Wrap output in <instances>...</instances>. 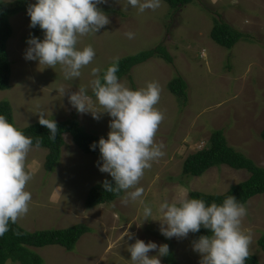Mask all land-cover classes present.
Masks as SVG:
<instances>
[{"label":"rangeland","instance_id":"rangeland-1","mask_svg":"<svg viewBox=\"0 0 264 264\" xmlns=\"http://www.w3.org/2000/svg\"><path fill=\"white\" fill-rule=\"evenodd\" d=\"M2 1L11 8L19 0ZM21 1L27 7L10 19L11 86L0 91V103L11 104L19 129L38 123L41 113L55 122L78 115L90 132L107 138L111 118L102 114L97 120L90 113H77L68 96L80 88L92 96L93 68H100L102 76L114 61L163 45L173 56V64L153 58L133 69V81L121 80L132 90L146 87L149 82H157L160 87V100L155 107L164 119L154 142L163 145L164 155L145 170L137 185L144 189L143 201L153 207L150 219H159L156 209L166 200L189 198L193 191L224 195L232 186L250 178L248 171L229 166L213 168L202 177L183 176L187 157L209 148L216 130L224 131L232 147L264 168V0H196L178 12L161 0L160 8L144 13L128 6L127 0H108L98 7L110 23L97 34L81 37L77 45L81 49L91 45L95 58L81 69L79 78L72 80L64 78L60 65L47 68L24 58L32 31L27 8L35 0ZM214 19L251 34L255 41L242 40L232 49L219 46L210 36ZM128 32L134 33V38L129 39ZM177 77L188 84L186 107L169 90V83ZM60 88L66 92L64 97L58 94ZM94 110L103 111L98 105ZM65 141L61 162L52 172L45 168L47 149L32 148L29 152L26 168L32 179L26 190L32 200L28 214L17 222L30 233L80 225L91 231L81 237L73 252L58 245L34 248L45 264H129L131 255L126 249L135 239L123 238L125 231L146 243L167 244L179 264H200V255L193 251L192 233L187 238H165L158 221L143 222L140 200L125 204L120 198L87 208L92 189L111 177L97 167L100 154L84 153L70 135ZM245 207L247 215L242 219L241 230L251 236L249 254L264 264V252L258 244L264 235V195L255 196ZM157 254L158 250L149 256Z\"/></svg>","mask_w":264,"mask_h":264},{"label":"clouds","instance_id":"clouds-1","mask_svg":"<svg viewBox=\"0 0 264 264\" xmlns=\"http://www.w3.org/2000/svg\"><path fill=\"white\" fill-rule=\"evenodd\" d=\"M106 3L108 0H35L29 4V27L38 26L43 39L31 36L24 58L47 68L60 65L66 80L79 78L81 69L94 60L96 52L91 45L82 49L77 45L81 37L97 34L110 23L98 7ZM127 5L144 13L160 8L161 0H127ZM126 35L134 38L132 32ZM118 71V61L110 64L102 76L100 68H93L92 96L84 88L68 96L69 104L77 113H90L97 120L102 114L111 118L107 138L101 137L90 146L93 151L99 149V171L109 174L114 181L113 184L105 180L102 187L117 196L123 192L121 199L125 204L140 200L143 222L158 221L159 231L167 239L187 238L189 233H198L201 228L209 230L211 235L193 241V251L201 257L200 264H245L251 236L241 230L247 209L235 196H228L221 204L210 205L195 198L166 200L156 209L159 219H150L153 207L143 201L144 189L137 185L145 170L164 155L163 145L154 142L164 119L155 107L160 100V87L157 82H149L146 87L132 90L121 82ZM58 94L64 97L66 92L60 88ZM97 105L103 111H95ZM39 124L49 130V139L55 141L58 133L55 120L41 113ZM33 143L31 137L0 115V237L10 230V223L15 224L29 212L32 194L26 190V185L32 175L26 168V159ZM35 146L40 147L39 140ZM122 235L129 241L135 239L126 249L131 255L129 264H161V257L169 254L167 244L146 243L128 231ZM157 250V255L149 256ZM6 264H12V260L8 259Z\"/></svg>","mask_w":264,"mask_h":264},{"label":"trees","instance_id":"trees-1","mask_svg":"<svg viewBox=\"0 0 264 264\" xmlns=\"http://www.w3.org/2000/svg\"><path fill=\"white\" fill-rule=\"evenodd\" d=\"M167 3L175 11L194 3L196 0H162ZM27 3L21 0L12 4L11 8L6 7L0 0V91H7L11 86L12 63L8 53V42L13 34L10 19L12 16L20 13L27 7ZM31 36L38 38L43 37V32L37 28L31 31ZM210 36L212 40L219 46L232 49L239 42L255 41V37L251 34L241 32L229 23L214 19V26ZM253 43V42H252ZM153 58L164 59L167 63L173 64L174 58L170 54L167 47L158 45L153 49L141 52L134 56H128L118 61L119 71L117 76L120 80L130 79L131 72L136 66L142 65ZM169 90L182 103L183 106L188 105V84L182 77H177L169 83ZM135 88V86H134ZM94 97V96H93ZM0 115L7 117L8 121L16 126L13 109L9 102L0 103ZM58 133L56 140L49 139L50 132L38 123L31 125L25 129H19L26 136L33 139L32 148H43L49 151L45 168L48 172H52L61 162L63 149L66 146V135L72 136L73 143L84 153L99 155V149L91 150V145L98 142L100 136L90 132L85 124L80 120L78 115L63 122H56ZM261 139L264 141V130L261 133ZM39 140L40 147H36V141ZM210 147L205 148L196 154L190 155L184 162L183 176L186 177H202L209 170L220 166H229L235 170H246L250 173V178L242 183L236 184L224 195H207L201 192L193 191L189 194V198L201 199L207 205L215 202L221 204L228 196H235L239 202L245 206L255 197L264 195V168L258 166L251 158L245 156L242 152L232 147L222 130H216L212 133ZM108 181L114 184L112 178ZM102 184L96 185L88 196L86 207L89 209L96 208L103 204H110L120 196L107 192ZM9 231L0 237V264H6L8 259L19 264H45L44 260L34 252V248H44L51 245H58L69 252H73L81 237L90 232V228L85 225L75 226L66 230H48L40 232H27L25 229L15 224L9 225ZM19 233V235H17ZM211 235L207 229L201 228L200 232L192 233L193 241L199 239L200 236ZM260 248L264 252V235L258 242ZM164 264H179L177 256L174 252H169L163 259ZM245 264H260L258 258L250 255L246 259Z\"/></svg>","mask_w":264,"mask_h":264},{"label":"crops","instance_id":"crops-1","mask_svg":"<svg viewBox=\"0 0 264 264\" xmlns=\"http://www.w3.org/2000/svg\"><path fill=\"white\" fill-rule=\"evenodd\" d=\"M225 167V166H224ZM18 223V222H17ZM19 224V223H18ZM19 226H20V224H19ZM21 227V226H20ZM23 228V227H22Z\"/></svg>","mask_w":264,"mask_h":264}]
</instances>
